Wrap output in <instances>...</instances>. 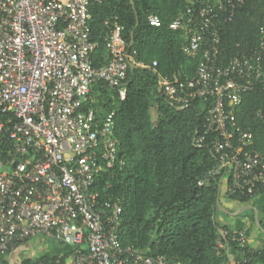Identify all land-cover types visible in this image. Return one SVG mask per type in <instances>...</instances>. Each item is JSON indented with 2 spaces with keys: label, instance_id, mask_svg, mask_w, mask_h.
I'll use <instances>...</instances> for the list:
<instances>
[{
  "label": "built area",
  "instance_id": "1",
  "mask_svg": "<svg viewBox=\"0 0 264 264\" xmlns=\"http://www.w3.org/2000/svg\"><path fill=\"white\" fill-rule=\"evenodd\" d=\"M248 1L208 0L197 11L199 24L190 10L180 13L169 27L189 33L183 51L200 61L192 78L160 76L159 85L178 107L211 102L196 143L212 136L218 165L199 186L220 177L227 197L252 199L264 192V152L254 148V133L238 123L237 110L245 93L264 82V27L254 47L226 61L221 39ZM94 2L102 0H0V262L42 237L70 249L49 260L36 257L33 264H183L123 244V200L110 192V182L104 194L99 189L105 174L127 164L115 117L133 60L125 27L115 23L106 42L109 59L93 63ZM148 19L163 24L156 14ZM98 85L114 100L100 115L92 105ZM218 231L220 249L230 253L235 243L241 254L235 262H252L244 230Z\"/></svg>",
  "mask_w": 264,
  "mask_h": 264
},
{
  "label": "trees",
  "instance_id": "2",
  "mask_svg": "<svg viewBox=\"0 0 264 264\" xmlns=\"http://www.w3.org/2000/svg\"><path fill=\"white\" fill-rule=\"evenodd\" d=\"M207 1L134 0L135 7L130 0L92 3L90 25L98 42L93 63L99 65L109 59L107 36L118 23L125 27L123 36L130 57L138 65L128 69L126 97L118 100L115 117V137L127 164L105 174L99 181V189L104 194L103 186L110 182V192L123 200L120 228L123 244L183 264H241L235 262L241 258L235 243L230 253L217 245L220 234L215 215L222 193L220 177L209 186L198 184L204 174L218 165V156L210 144L212 136L202 145L194 143V138L205 129V115L211 102L196 99L178 109L164 96L159 85L160 76L176 73L181 80H188L195 75L200 58L183 51L189 33L171 29L169 25L188 10L199 24L197 11ZM151 14L161 18L162 26L150 24ZM262 27L264 0H249L221 32L223 61L238 51L254 47L260 40ZM133 30L135 41L129 49ZM96 87L101 94L92 105L100 115L114 100L107 96L105 87ZM259 111L264 114V82L245 93L237 110L238 123L254 133V148L264 152V116L259 117ZM230 198L244 203L250 200ZM231 253L237 256L234 262L230 261ZM257 256L260 253L254 252L253 257ZM33 260L26 257L21 264H33Z\"/></svg>",
  "mask_w": 264,
  "mask_h": 264
},
{
  "label": "crops",
  "instance_id": "3",
  "mask_svg": "<svg viewBox=\"0 0 264 264\" xmlns=\"http://www.w3.org/2000/svg\"><path fill=\"white\" fill-rule=\"evenodd\" d=\"M99 87L94 88L92 97L98 102L101 91ZM103 110L101 113H104ZM220 198L221 207H219L215 218L219 224V228L228 226L233 229L244 230L248 234L249 247L254 252H259L260 256L255 257L250 264H264V192L249 200V202H241L231 199L226 196L224 187L222 186V193ZM258 214L259 221L256 219ZM52 249H47L46 256L62 255L69 252L70 247L65 245H52ZM49 247V246H48ZM12 254H15L13 252ZM10 254V255H12ZM42 256V255H41ZM230 261H235L237 256L233 253L229 256ZM13 258L16 261L22 260L24 257L16 256ZM26 258V257H25ZM8 264L7 260L0 262V264Z\"/></svg>",
  "mask_w": 264,
  "mask_h": 264
},
{
  "label": "rangeland",
  "instance_id": "4",
  "mask_svg": "<svg viewBox=\"0 0 264 264\" xmlns=\"http://www.w3.org/2000/svg\"><path fill=\"white\" fill-rule=\"evenodd\" d=\"M154 112V119L156 120V111L153 109ZM52 245H58V243H55L51 239L47 238H33L23 245H21L15 252V254L9 255L7 257V263L8 264H17L18 262L13 258L16 256H22V257H28V258H36L41 255H45L47 252V249H52ZM49 246V247H48ZM4 264V263H3Z\"/></svg>",
  "mask_w": 264,
  "mask_h": 264
},
{
  "label": "water",
  "instance_id": "5",
  "mask_svg": "<svg viewBox=\"0 0 264 264\" xmlns=\"http://www.w3.org/2000/svg\"><path fill=\"white\" fill-rule=\"evenodd\" d=\"M131 1V3H132V5L134 6V0H130ZM135 7V6H134ZM139 25V17H138V14H137V23H136V26H138ZM134 34H135V30H133L132 31V33H131V42H130V44H129V49L133 46V44H134V41H135V39H134ZM136 66H138L136 63H134V62H131L130 63V67L131 68H134V67H136ZM145 68H149V67H145ZM161 90V89H160ZM184 107H178V109H183ZM194 143H196V137L194 138ZM220 187H221V185H220ZM217 204H218V206L219 207H221V204H220V198H218V200H217ZM256 219H257V221H259V217H258V214H256Z\"/></svg>",
  "mask_w": 264,
  "mask_h": 264
}]
</instances>
